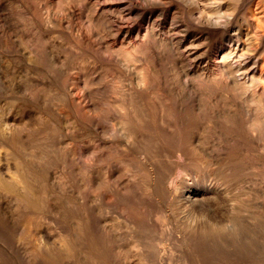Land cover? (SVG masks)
I'll use <instances>...</instances> for the list:
<instances>
[{"label":"rangeland","instance_id":"374dc122","mask_svg":"<svg viewBox=\"0 0 264 264\" xmlns=\"http://www.w3.org/2000/svg\"><path fill=\"white\" fill-rule=\"evenodd\" d=\"M201 236L264 264V0H0V264H204Z\"/></svg>","mask_w":264,"mask_h":264},{"label":"bare ground","instance_id":"6f19581e","mask_svg":"<svg viewBox=\"0 0 264 264\" xmlns=\"http://www.w3.org/2000/svg\"><path fill=\"white\" fill-rule=\"evenodd\" d=\"M224 227V228H223ZM222 228L226 231V233H227V240H229V241H238V239H240L241 238V234H242V231H243V224L240 222V221H238L237 219H233L232 220V223L231 224H228V225H225V226H223ZM222 228H217L218 230H222ZM213 230H215V228H211V231H213ZM185 240V239H184ZM192 240V241H191ZM226 240V241H227ZM252 240V239H251ZM251 240H249V241H251ZM186 241V240H185ZM248 241V249L250 250V253H251V255L253 256V254L254 253H256V247L254 246V243L252 242V245L250 244V242ZM157 242H159L158 240H157ZM205 243H206V240L204 239V237H199V238H194V237H192V239L190 238V241H188V248L187 249H189L190 248V250H191V252H192V254L196 257V260H197V262H195V263H198V261L200 262V261H202L204 264H205V259L206 258H208L209 257V254H208V249H207V246L205 245ZM220 243H222V242H220ZM187 245V244H186ZM211 245V244H210ZM209 245V246H210ZM161 247V246H160ZM158 248V247H157ZM164 248V247H163ZM211 248V247H210ZM165 249V248H164ZM158 251H159V249H157ZM234 250V249H233ZM210 252V251H209ZM160 253V252H159ZM185 253V252H184ZM159 255V254H158ZM164 255V254H163ZM211 255V254H210ZM218 255H219V253H218ZM217 255V256H218ZM224 255V254H223ZM257 255V254H256ZM259 255H261L262 256V258H263V261H264V248H263V252H262V254H259ZM172 256V255H171ZM188 256H189V253H188ZM226 256V255H225ZM159 257V256H158ZM186 257H187V255H186ZM192 257V256H191ZM219 257V256H218ZM217 257V258H218ZM176 258V257H175ZM188 258V257H187ZM239 258V262H241V260H240V258L241 257H238ZM193 259V258H192ZM191 259V260H192ZM222 259V258H221ZM226 259V258H225ZM225 259H224V261H225ZM187 260H189V259H187ZM235 261H238L237 259H234ZM180 261V260H179ZM178 261V262H179ZM190 261V260H189ZM223 261V263L222 264H224L225 262ZM201 262V263H202ZM193 263V262H192ZM191 263V264H192ZM215 263V262H214ZM186 264V263H185ZM199 264V263H198Z\"/></svg>","mask_w":264,"mask_h":264}]
</instances>
